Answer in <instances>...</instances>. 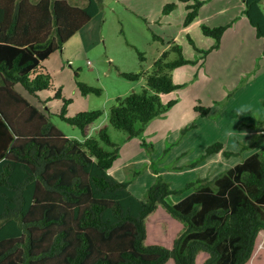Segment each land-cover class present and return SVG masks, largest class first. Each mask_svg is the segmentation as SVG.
Returning <instances> with one entry per match:
<instances>
[{
    "label": "trees",
    "instance_id": "obj_1",
    "mask_svg": "<svg viewBox=\"0 0 264 264\" xmlns=\"http://www.w3.org/2000/svg\"><path fill=\"white\" fill-rule=\"evenodd\" d=\"M103 0L75 5L68 0H0V264H264V150L214 176L176 190L159 177L147 196L140 197L130 181L118 179L111 169L120 145L108 127L89 136L87 127L98 120L100 109L67 115L72 99L59 88L64 104L58 114L79 127L84 140L67 136L15 87L30 94L49 88L37 70L48 58L87 25ZM186 3V25L195 21L201 0ZM245 13L264 39V0H244ZM168 3L164 13L176 8ZM205 35L221 43L227 26L202 25ZM177 50H180L175 47ZM155 61L151 72H123L127 78L145 77L147 87L118 97L110 108V124L141 136L145 125L173 107L163 95L185 84L175 83L172 71L188 62ZM142 59L143 56H141ZM34 75V76H33ZM78 76V74L76 73ZM83 95L101 88L78 81ZM196 111L208 113L198 104ZM106 148H105V146ZM225 155L222 142L207 148ZM162 205L184 228L170 246L147 243V217ZM204 254L199 263L200 255Z\"/></svg>",
    "mask_w": 264,
    "mask_h": 264
},
{
    "label": "rangeland",
    "instance_id": "obj_2",
    "mask_svg": "<svg viewBox=\"0 0 264 264\" xmlns=\"http://www.w3.org/2000/svg\"><path fill=\"white\" fill-rule=\"evenodd\" d=\"M70 1L77 5L87 2ZM201 1L204 2L200 14L203 20L187 29L191 25L185 24L189 10L186 3L178 0H103L101 11L63 49L54 52L39 66L38 74L44 75V79H48L47 75L51 77L49 88L41 91L38 98L28 96L51 114L58 128L80 140H84L82 130L58 116L64 104L57 98L59 87L65 98L72 99L67 115L102 110L103 115L87 127V134L97 136L100 128L108 127L111 139L121 149L114 167L115 174L120 180L130 181V188L140 197L147 196L149 188L159 177L168 181L173 189L184 190L189 183L216 173L219 165L207 169L200 167L206 161V157L201 159L203 154L216 142L228 147L231 145L234 149L229 150L233 154L224 156L226 163L230 158L231 161H241L255 151L254 147L257 150L264 148L263 135L245 137V130L250 127L246 123L254 125V128H261L264 124V40L258 37L262 43H252L254 50L251 51L240 39H229L233 30L229 29L226 33L228 45H221L222 37L221 43L214 47L217 40L205 35L202 25L211 26L226 16L230 17V22L238 21L241 14L236 13L242 11L244 0ZM168 3H176L177 6L165 14L164 8ZM260 5L264 11V1ZM228 6H234V9L222 11ZM209 42L214 44L210 46ZM195 50L199 53L193 55ZM180 51L190 59L186 63L190 66L186 68L193 71L191 66H195L198 71L202 69L201 73L194 76L192 72H186L191 79L189 84L163 98L165 104L172 97H177L179 103L145 125L141 136L129 139L128 132L110 124V108L118 97L140 92L148 85L145 77L133 80L125 77L123 72H151L155 61L164 52H168V60H175L180 57ZM191 56H198L199 60L193 64ZM204 58L207 61L202 67ZM248 61L255 67L250 73H243ZM256 74L258 79H255ZM185 77L183 73L176 79L183 82ZM78 81L101 88L102 92L83 95ZM225 84L234 87L229 90ZM24 94L28 95L25 90ZM39 98L47 103L41 104ZM197 104L209 107L210 111L203 113L194 108L198 112V118H195L196 113L190 106ZM187 191L172 198L176 199ZM158 209L147 217L146 242L170 246L184 225L177 223L162 205ZM259 244L263 246L264 238L259 237ZM204 256L200 255L199 263ZM166 264L175 263L170 260Z\"/></svg>",
    "mask_w": 264,
    "mask_h": 264
},
{
    "label": "crops",
    "instance_id": "obj_3",
    "mask_svg": "<svg viewBox=\"0 0 264 264\" xmlns=\"http://www.w3.org/2000/svg\"><path fill=\"white\" fill-rule=\"evenodd\" d=\"M33 1H40V0H33ZM70 3H72L70 0H68ZM72 4H74V3H72ZM76 5V4H75ZM82 6V5H81ZM203 5L201 6V9L199 10V14H198V16H197V18L195 19V21L193 22V23H191V25L190 26H188L187 27V29L188 28H190V27H192V26H194V25H198L199 23H200V21L201 20H203L202 18H200V14H201V11H202V9H203ZM245 8H246V6H245V3H244V1H242V6H241V9H242V11L241 12H237L236 14H238V13H240L241 14V16L239 17V20H240V22H239V20L238 21H234V22H230V17H228V16H226L224 19H228V20H226V21H224V19L223 20H219L218 21V23H212L211 24V27H215V26H222V25H225V26H227V30L225 31V33H224V38L222 39V46H227L228 45V42H229V40H228V38H227V31L229 30V29H233L232 30V32L230 33V36H229V39H240L241 41H242V44H244V46H246V48H249L251 51H253L254 50V48L252 47V43H254V44H261L262 42L260 41V38L261 39H263L262 37H260V38H258V35H257V31H256V29H255V27L251 24V22H250V20H249V18H248V16L246 15V13H245ZM232 9H234V6H228V7H224V9L222 10V11H226V10H232ZM221 11V12H222ZM214 13H212L211 15H213ZM239 22V23H238ZM238 23V24H237ZM257 38V39H256ZM264 40V39H263ZM254 41V42H253ZM209 44H210V46H212L213 44H214V42H209ZM215 45V44H214ZM213 45V46H214ZM195 48H199V47H195ZM203 50V49H202ZM58 51V50H57ZM56 52V51H55ZM196 53H199V51H197V50H195V52L193 53V55H195ZM53 54V53H52ZM51 54V55H52ZM261 54V52H259V56H261L260 55ZM50 55V56H51ZM49 56V57H50ZM48 57V58H49ZM198 56H196V58H194V56L192 57H190L191 58V60H193V64L195 63V61H198L199 59L197 58ZM48 58H46V59H48ZM46 59H44V60H46ZM188 59V58H187ZM206 59V60H205ZM44 60H42L41 61V63L44 61ZM190 60V59H189ZM206 61H207V58H204L203 60H202V67H203V65L206 63ZM253 62H254V60H253ZM192 64V65H193ZM41 65V64H40ZM206 65V64H205ZM188 66H190V65H182L181 67H178V68H176V69H174L173 71H172V76H173V79H174V81H175V83H177V84H189V81L188 80H191V79H189V77L187 76V73L186 72H192L193 74H194V76H197L198 74H200L201 73V71H202V69H200L199 71L198 70H196V68H195V66H191V69H193V71H191L190 69H188V68H186V67H188ZM254 67H255V65L254 66H252V63L250 62V61H248V65H247V68L246 69H244V70H242V72L244 73H250L251 71H252V69H254ZM213 70H215V69H213ZM181 71V72H180ZM180 73V75L181 74H183V73H185L186 74V77L185 78H183L182 80H183V82H180V81H177L178 79H176L177 77H180V75L179 76H177L178 74ZM243 75H245V74H243ZM257 76H255V79H258V74H256ZM177 76V77H176ZM226 85V84H225ZM232 85H226V87L230 90V89H232L234 86H232V88H230ZM59 88H61V87H59ZM15 89L19 92V93H21L22 95H24L33 105H35L40 111H43V112H47V111H44V109L40 106V105H38V104H36V103H34L32 100H30V98L29 97H36V98H38L40 95H41V91L43 92L44 91V89L43 90H40V91H38V95L37 96H35V95H33V94H30L22 85H20V84H18L16 87H15ZM28 93V95H25L24 94V90ZM62 89V88H61ZM62 94H63V91H62ZM173 94V92H171V93H168V94H165V95H163V98L164 97H167L168 95H172ZM29 96V97H28ZM64 96V95H63ZM59 99V98H58ZM170 99H177V102H176V104H178L179 102V100H178V98L177 97H172V98H170ZM169 99V100H170ZM195 99L196 100H198V96H196L195 97ZM60 100H62V99H60ZM168 100V101H169ZM39 101H40V103L41 104H46L47 103V101L45 100V99H40L39 98ZM63 101V100H62ZM194 102V100L193 101H191V103H193ZM175 104V105H176ZM198 105V104H197ZM195 105H193V106H190V109L192 110L193 109V111H194V107ZM188 108H189V106H188ZM196 110V109H195ZM195 112V111H194ZM48 114H50L49 112H47ZM196 113V112H195ZM68 114V113H67ZM70 116V115H69ZM195 118H198V112L195 114ZM182 119H185L184 117H182ZM191 120H193V119H191ZM190 123H191V121H190ZM190 123H188V124H190ZM93 124V123H92ZM92 124H90L89 126H91ZM186 124H187V121H186ZM246 124H248L250 127L248 128V129H246L245 130V132H246V135H245V137H248V136H251L250 138H253V136H264V124H262L261 125V128H258V127H256V128H254V125H251V124H249V123H246ZM88 126V127H89ZM88 129V128H87ZM65 133V132H64ZM66 134V133H65ZM67 135V134H66ZM68 136V135H67ZM136 139H134L133 141H135ZM229 145H227V146H225L224 145V148L226 149V150H232V151H234V149H231V145H230V147H228ZM233 148V147H232ZM255 148V151H253L252 153H250L249 155H246V157H244L241 161H237V160H235L234 159V161L232 160L231 161V158L228 160V162L226 163L225 161H224V156H225V154H224V152L223 151H221L220 153H217V154H213V155H209V157H206V161L204 162V163H202L201 165H200V167L201 168H203V169H207L208 167H214V166H216V165H219L218 166V171L216 172V173H214L213 175H209V176H206V177H209V178H213L214 176H216V175H218V174H220V173H222V172H224V171H226L227 169H229V168H231V167H233V166H235L236 164H238V163H240V162H242L245 158H247L248 156H250V155H252V154H254V153H256V152H259V151H262V150H264V148L262 149V150H257L256 149V147H254ZM120 151H121V149H120ZM119 157H120V155H119ZM119 157L116 159V161H115V164H114V166L112 167V169H111V172L116 176V172H115V170H114V167L117 165V163H118V161H119ZM199 167V168H200ZM117 177V176H116ZM206 177H204V178H206ZM118 178V177H117ZM119 179V178H118ZM132 190V189H131ZM133 191V190H132ZM134 192V191H133ZM135 193V192H134ZM136 194V193H135Z\"/></svg>",
    "mask_w": 264,
    "mask_h": 264
}]
</instances>
